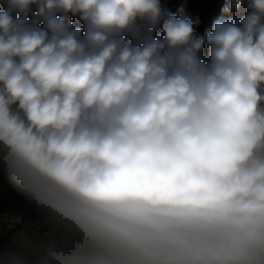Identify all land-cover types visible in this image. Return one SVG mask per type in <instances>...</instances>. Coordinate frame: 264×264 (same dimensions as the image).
Masks as SVG:
<instances>
[{"label":"clouds","instance_id":"9594fccd","mask_svg":"<svg viewBox=\"0 0 264 264\" xmlns=\"http://www.w3.org/2000/svg\"><path fill=\"white\" fill-rule=\"evenodd\" d=\"M5 3L0 167L39 219L0 264H264V0L207 62L160 0Z\"/></svg>","mask_w":264,"mask_h":264},{"label":"trees","instance_id":"16d2710c","mask_svg":"<svg viewBox=\"0 0 264 264\" xmlns=\"http://www.w3.org/2000/svg\"><path fill=\"white\" fill-rule=\"evenodd\" d=\"M162 9L167 14L178 15L181 18L189 19L193 23L194 34L197 38L205 40L201 57L207 62L210 59V48L206 42V34L212 30L213 24L221 19L235 16L242 18L248 11L247 0L239 12L224 13L222 10L230 6L231 0H160ZM36 11V6H32V13ZM15 15V14H14ZM73 27L83 30V22L78 16L71 17ZM43 27V25H40ZM163 33L161 32V35ZM27 200L21 189L12 177L0 167V209ZM14 246L6 237H0V247Z\"/></svg>","mask_w":264,"mask_h":264},{"label":"rangeland","instance_id":"374dc122","mask_svg":"<svg viewBox=\"0 0 264 264\" xmlns=\"http://www.w3.org/2000/svg\"><path fill=\"white\" fill-rule=\"evenodd\" d=\"M6 7L5 0H0V11H3ZM162 28L157 27L155 30V35H161ZM129 44L135 43L132 36L126 37ZM22 217L23 222L21 224H14L12 217ZM39 219L37 210L28 201L25 200L22 203L15 204L12 206L4 207L0 209V237L8 238L15 245L18 239V234L28 227L31 231L37 220Z\"/></svg>","mask_w":264,"mask_h":264}]
</instances>
